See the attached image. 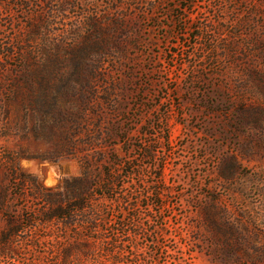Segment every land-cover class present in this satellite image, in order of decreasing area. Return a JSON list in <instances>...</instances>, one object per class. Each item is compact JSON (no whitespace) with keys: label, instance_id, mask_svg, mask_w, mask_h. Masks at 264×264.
Instances as JSON below:
<instances>
[{"label":"rangeland","instance_id":"obj_1","mask_svg":"<svg viewBox=\"0 0 264 264\" xmlns=\"http://www.w3.org/2000/svg\"><path fill=\"white\" fill-rule=\"evenodd\" d=\"M12 166L114 180L21 260L264 264V0H0V234Z\"/></svg>","mask_w":264,"mask_h":264},{"label":"trees","instance_id":"obj_2","mask_svg":"<svg viewBox=\"0 0 264 264\" xmlns=\"http://www.w3.org/2000/svg\"><path fill=\"white\" fill-rule=\"evenodd\" d=\"M23 2L24 0H18ZM19 89V90H18ZM22 86L15 88L14 92L18 95L24 92ZM18 90V91H17ZM12 187L15 194L19 198L26 196V186L29 184L34 185L36 195L42 198L44 208L37 209L35 216L23 215L22 222H37L38 224H17L14 217L9 219V224L5 230L0 234V259H4V264H60L58 262L38 263L35 261L21 260L19 257L20 238L23 233H28L33 236L37 230L48 223H63L67 227L76 226L78 223L85 220L86 209L90 208L91 202L87 199H79L78 196L89 195L90 192L101 188L102 194H107L106 190L112 187L114 180L107 179L101 183L96 179L91 178L88 174H83L72 179L63 178L62 183L57 187H46L42 181H39L32 174L23 172L19 167H11ZM25 218V219H24ZM21 222V223H22ZM62 264H68V259Z\"/></svg>","mask_w":264,"mask_h":264},{"label":"water","instance_id":"obj_3","mask_svg":"<svg viewBox=\"0 0 264 264\" xmlns=\"http://www.w3.org/2000/svg\"><path fill=\"white\" fill-rule=\"evenodd\" d=\"M49 183H51L52 181L51 180H48Z\"/></svg>","mask_w":264,"mask_h":264}]
</instances>
